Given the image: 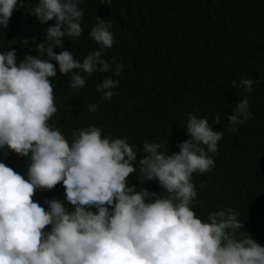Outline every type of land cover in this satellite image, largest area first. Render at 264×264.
I'll use <instances>...</instances> for the list:
<instances>
[{
    "label": "clouds",
    "instance_id": "obj_1",
    "mask_svg": "<svg viewBox=\"0 0 264 264\" xmlns=\"http://www.w3.org/2000/svg\"><path fill=\"white\" fill-rule=\"evenodd\" d=\"M257 6L0 0L5 39L21 15L37 27L55 20L0 46V162L9 154L28 165L25 179L0 163V264H264V242L237 237L233 208L209 212L208 222L197 216L216 199L228 206L224 192L238 186L264 206V131L246 122L264 77L253 49L264 39V0ZM131 9L141 24L127 29L120 17ZM219 83L240 98L179 118L184 103ZM63 89L81 93L87 117L123 134L104 137L89 124L69 143L48 123ZM55 187L67 207L34 202L37 190Z\"/></svg>",
    "mask_w": 264,
    "mask_h": 264
},
{
    "label": "trees",
    "instance_id": "obj_2",
    "mask_svg": "<svg viewBox=\"0 0 264 264\" xmlns=\"http://www.w3.org/2000/svg\"><path fill=\"white\" fill-rule=\"evenodd\" d=\"M224 3L228 4H243L247 7H258L260 3H263V0H219ZM185 5L182 6V9H185ZM90 14V12H88ZM138 16V10L131 9L126 14H123V17H120L122 19H129L131 21L125 20V26L127 29H132L135 24L139 25L141 24V21H137V19L132 18ZM23 16H20V19L18 20L17 26L13 23L11 20L10 22V29L6 30L5 33L8 37V39L3 38L2 33L0 32V46L5 45L8 41L10 42V45L14 42L15 37L17 35V31L20 29V32L24 35L27 34L28 36H32L36 33H41L40 31L45 30L46 28L52 26L55 24V20L49 21L48 24H44L42 26H36L34 22L28 18L24 19ZM22 23L24 25H22ZM40 30V31H39ZM238 36L232 37V39L235 41ZM259 42L263 45H258L253 47V49L257 48L259 49L258 56H261V58H264V39H258ZM122 43V41H121ZM76 48L79 46L77 44H74ZM253 49H251L249 52H253ZM75 53L78 55L79 51L76 50ZM77 55H74L75 59L77 58ZM228 89H225L222 86V83H219L215 87V92H211L210 94L202 95L198 98H195L194 100L187 101L184 103L182 108L180 109L178 116L180 119H183L185 114L190 111H199L204 112L206 114L216 113L218 111H222L225 109V106L223 104L224 96L227 95L228 97H234L235 99H239L240 96H237L239 93L231 89L229 87H226ZM62 95L64 98H62L61 101L58 100V109L57 113L55 114V118L52 120V122H48L49 126L54 129H59L61 134L65 136V138L69 141V143L72 142L73 136L72 133L74 131L83 129L85 126L91 124V126H96L102 130V136L104 137H112V136H119L123 133L120 132L118 129L114 127H110L109 122H102L99 119L96 118H89L85 115V112L83 108L78 107V100L81 93L75 92L74 95L71 93H65L64 89L62 91ZM71 99V101H70ZM249 105H251L252 110L250 111V116L246 122L254 121L257 123L260 128L264 131V121L260 119L259 116H264V77L262 78L261 82L257 87L254 88V91L250 95L249 98ZM243 119V118H242ZM245 122V123H246ZM244 123V124H245ZM4 163L6 166L12 168L16 173L22 175L25 179L28 178V165H26L22 160L19 158L13 156V155H7L4 159ZM220 172L224 173L225 175L229 174V172L233 169L232 166H227L225 168H222L220 165L217 166V168ZM230 195L226 192H224L225 196L224 198L226 202L228 203V206L224 203L223 199H216L212 203V208L208 211H204L201 214H197L199 218L202 219V222H208V216L209 212L217 211L222 208H233L235 212L238 214L240 220L242 221L241 229L237 232V237H243L247 234L250 235V237L255 240L259 239L260 241L264 242V206H262L254 197V190L249 187H235V190H230ZM52 194L56 195L55 197L51 196ZM64 194L61 191L60 187H55L51 190H37L33 200L34 202H38L40 200L41 206H46L45 203L46 200H57L67 207V202L64 198ZM49 206V205H48ZM48 210L50 211V207H48ZM244 225V227H243ZM45 233L51 231V226H48L44 229Z\"/></svg>",
    "mask_w": 264,
    "mask_h": 264
}]
</instances>
